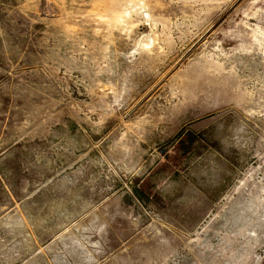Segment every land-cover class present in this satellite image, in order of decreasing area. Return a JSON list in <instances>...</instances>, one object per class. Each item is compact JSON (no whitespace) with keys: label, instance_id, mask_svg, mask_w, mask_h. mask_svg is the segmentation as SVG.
I'll return each instance as SVG.
<instances>
[{"label":"rangeland","instance_id":"obj_1","mask_svg":"<svg viewBox=\"0 0 264 264\" xmlns=\"http://www.w3.org/2000/svg\"><path fill=\"white\" fill-rule=\"evenodd\" d=\"M0 264H264V0H0Z\"/></svg>","mask_w":264,"mask_h":264},{"label":"water","instance_id":"obj_2","mask_svg":"<svg viewBox=\"0 0 264 264\" xmlns=\"http://www.w3.org/2000/svg\"><path fill=\"white\" fill-rule=\"evenodd\" d=\"M221 20H222V19H221ZM219 22H220V21H219ZM219 22L216 23V24L214 25L213 28H215V27L219 24ZM213 28H212V29H213ZM212 29H211V30H212ZM209 32H210V31H209ZM209 32H208V33H209ZM205 36H206V35H204V36L202 37V39L205 38ZM202 39H201V40H202ZM196 46H197V43H196V44H195V45H194V46H193V47H192V48L186 53L185 56H187V55H188V54H189V53H190V52H191ZM185 56H184V57H185Z\"/></svg>","mask_w":264,"mask_h":264}]
</instances>
